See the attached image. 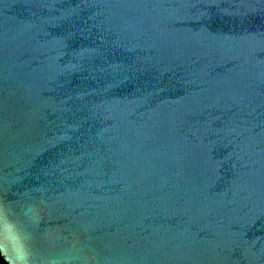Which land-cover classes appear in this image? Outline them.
<instances>
[{
    "label": "water",
    "instance_id": "obj_1",
    "mask_svg": "<svg viewBox=\"0 0 264 264\" xmlns=\"http://www.w3.org/2000/svg\"><path fill=\"white\" fill-rule=\"evenodd\" d=\"M8 264H264V0H0Z\"/></svg>",
    "mask_w": 264,
    "mask_h": 264
},
{
    "label": "trees",
    "instance_id": "obj_2",
    "mask_svg": "<svg viewBox=\"0 0 264 264\" xmlns=\"http://www.w3.org/2000/svg\"><path fill=\"white\" fill-rule=\"evenodd\" d=\"M0 264H8L0 254Z\"/></svg>",
    "mask_w": 264,
    "mask_h": 264
}]
</instances>
